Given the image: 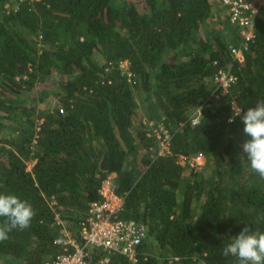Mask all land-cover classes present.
<instances>
[{
  "label": "trees",
  "instance_id": "obj_1",
  "mask_svg": "<svg viewBox=\"0 0 264 264\" xmlns=\"http://www.w3.org/2000/svg\"><path fill=\"white\" fill-rule=\"evenodd\" d=\"M238 42L219 0H0V193L35 212L0 242V261L51 260L115 174L119 217L147 235L134 262L102 264H236L221 254L230 237L246 224L264 231V181L238 159L240 118L228 122L232 103L264 102V13L232 62ZM221 68L236 78L226 91L213 81ZM48 97L55 108L40 107ZM141 109L163 122L167 153L156 155ZM197 152L207 170L179 162ZM105 255L93 248L89 264Z\"/></svg>",
  "mask_w": 264,
  "mask_h": 264
},
{
  "label": "built area",
  "instance_id": "obj_2",
  "mask_svg": "<svg viewBox=\"0 0 264 264\" xmlns=\"http://www.w3.org/2000/svg\"><path fill=\"white\" fill-rule=\"evenodd\" d=\"M219 4L229 24L237 30L239 38L237 44H228V55L232 62H241L248 43L255 36L256 20L264 13V0H219ZM213 63L216 64V61ZM228 66L230 68V65ZM119 68L130 79L131 72L128 70L127 62H120ZM229 68L218 69L214 74L213 81L216 89L226 91L234 83L236 78ZM233 105L236 106V104L231 105L232 113ZM59 110L63 111L61 108ZM199 118L200 110L196 109L192 114L191 123L197 124ZM144 122L148 127L147 135L158 139L156 155L167 153L169 134L163 122L155 120ZM181 159L183 163L179 162L182 165H188L191 168H200L206 163V158L201 152L181 156ZM98 195V200L89 203L85 216L80 221L78 232L73 234L65 230L64 239L56 241L62 243V251L44 264H89L92 260L93 248L103 249L106 252L98 264L107 262L111 254L123 255L133 262L136 260L138 247L147 235L146 226L133 219L119 217L123 209V197L116 193L115 183L110 174L102 180ZM57 223L62 224L58 217Z\"/></svg>",
  "mask_w": 264,
  "mask_h": 264
},
{
  "label": "clouds",
  "instance_id": "obj_3",
  "mask_svg": "<svg viewBox=\"0 0 264 264\" xmlns=\"http://www.w3.org/2000/svg\"><path fill=\"white\" fill-rule=\"evenodd\" d=\"M236 117L240 118L243 135L247 137L240 146L242 155L238 159L251 174L264 181V102L243 112L239 106L233 105L228 122L232 123ZM34 215L29 202L15 194L0 193V218H4L0 223V242L7 241L14 229L30 227ZM221 254L235 257L236 264H264V231L253 230L246 224L237 235L230 237Z\"/></svg>",
  "mask_w": 264,
  "mask_h": 264
},
{
  "label": "rangeland",
  "instance_id": "obj_4",
  "mask_svg": "<svg viewBox=\"0 0 264 264\" xmlns=\"http://www.w3.org/2000/svg\"><path fill=\"white\" fill-rule=\"evenodd\" d=\"M137 99H139V97H137ZM56 105H57L56 99H54L53 97H48V98H46L44 100V102H42L40 104V107L45 108V109L46 108H51L52 109V108H55ZM141 112L143 114V120L144 121L147 120L145 118L147 116L146 113H145V110L141 109ZM230 137H231L232 141L234 142L236 148H239V149H241L240 146L244 142V140L247 139V137H245L243 135L242 129H237V130L235 129V130L231 131ZM179 161H181V163H183V160L181 159V157H180ZM31 166H32V162H29L27 168L29 169ZM198 169H206L207 170L208 169L207 160H206V163H205V165L203 167L196 168V170H198ZM110 176H111V179L115 183V174H110ZM0 264H3V262L0 261Z\"/></svg>",
  "mask_w": 264,
  "mask_h": 264
}]
</instances>
